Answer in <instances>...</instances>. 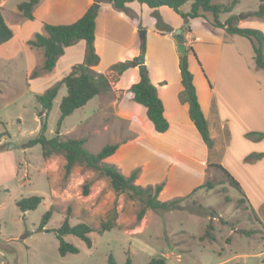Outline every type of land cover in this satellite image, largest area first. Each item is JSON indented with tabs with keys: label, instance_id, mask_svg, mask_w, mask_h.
<instances>
[{
	"label": "rangeland",
	"instance_id": "rangeland-1",
	"mask_svg": "<svg viewBox=\"0 0 264 264\" xmlns=\"http://www.w3.org/2000/svg\"><path fill=\"white\" fill-rule=\"evenodd\" d=\"M21 1L25 0H5L2 11L13 37L0 45V133L3 134L0 137V264H110V255L115 264H124L126 258L130 264H145L151 258H163L166 264H264V152L251 150H256L257 145L264 149V137L258 138V133H264V87L261 91L250 90L249 113L257 119L249 117L241 126L225 122L226 132H219L213 126L207 108L202 105L212 148H207L191 127L170 129L175 123L186 126L191 121L187 104L179 99L180 56L172 36L175 29L169 31V28L179 25L187 29L189 25L197 40L193 45L196 54H203L209 51L204 42L217 40L208 24L200 19L183 22L169 7L149 8L138 3L131 5L139 8V16L128 5V14L122 11L123 17H118V11L109 2L100 0L96 21L100 60L91 68L107 77L110 90L67 115L59 127V102L66 94L65 86L60 87L53 99L46 119L47 137L59 133L60 137L85 138L84 146L91 152L99 151L105 144L117 143L116 151L104 162L114 165L125 176L137 170V184H163L160 200L182 198L178 209H147L136 220L139 202L128 198L125 192L112 190L106 177L76 164L64 178V157L53 154L43 158L40 145L29 143L38 136L45 114L35 94L61 78L52 81L50 72L31 77L41 66L42 53L27 41L36 33L45 34L43 20L64 22L77 18L88 0H40V3L47 1L46 6L32 19L18 11L17 4ZM258 2L239 0L231 13L239 15L254 10ZM189 8L190 2L181 7L183 11ZM154 12L160 15V25L167 31L164 35L156 32L158 18ZM229 15L220 13L218 18L224 21ZM207 16L211 17L210 13ZM245 23L264 33V19L249 18ZM134 27L138 32L145 31L144 62L169 122L170 130L165 134L154 132L144 108L133 101L130 85L123 84L121 78V74H128L127 70L120 73L110 68L124 55ZM186 42L189 48L191 39ZM187 57L199 88L206 74L198 58L191 52ZM83 59L84 56L73 63L66 74ZM125 61H129V67L138 69L132 65L135 59ZM255 68L252 71L259 70ZM160 76L166 82H159ZM9 143L17 147L8 148ZM226 152L238 165L233 176L240 182L242 192L232 188L224 174L212 165L216 159L221 162ZM7 159L15 163V173L10 177V169L2 168ZM243 164H254L253 173L244 170ZM84 182L89 183L86 195L82 194ZM4 188L8 189L4 191ZM31 195L42 196L35 209L24 210L15 204L16 200ZM50 206L53 207L50 219L41 231H36L41 215ZM66 216L71 225L85 223L92 228L91 245L87 247L76 236L66 235L64 239L79 251L62 256L58 253L54 229ZM113 216L114 226L100 233V223ZM208 223L214 241L201 238ZM241 230L254 233L246 236Z\"/></svg>",
	"mask_w": 264,
	"mask_h": 264
},
{
	"label": "trees",
	"instance_id": "trees-1",
	"mask_svg": "<svg viewBox=\"0 0 264 264\" xmlns=\"http://www.w3.org/2000/svg\"><path fill=\"white\" fill-rule=\"evenodd\" d=\"M40 0H25L17 4V9L21 15L27 19H32V10ZM99 2L100 0H94ZM109 2L115 9L128 14L127 3L137 2L144 4L149 8H157L166 6L171 8L180 16L183 22L189 19L203 16L205 13H210L212 19L211 24L214 27L223 29L227 34L239 35L247 38L252 45L253 59L256 68L264 69V33L256 28L240 27L236 24L239 19H264V0H259L256 9L243 12L239 15L231 14L224 21L219 20L220 13H229L239 0H230L228 3H214L212 0H103ZM190 2V8L187 11L181 9L182 5ZM155 13V12H154ZM97 8L91 4L85 12L75 21L66 24H51L42 22L45 34L36 33L32 39L27 41L32 48L42 50V64L38 70L32 72L31 77L39 76L40 72H50L57 59L64 54V49L72 46L79 40L85 42V54L82 62L75 65L68 74L64 75L60 80L56 81L51 86L47 87L43 92L35 94V100L40 105L45 114L41 123L38 136L32 138L29 143L39 144L41 155L47 158L53 154H60L65 159L64 178H67L74 165H83L96 171L99 175L108 179L109 186L115 192H125L130 199H135L139 202V208L136 213V220H140L147 209L156 211H166L178 209L181 207L182 198H174L171 200H160L159 194L163 184L140 185L135 183L137 178V170H133L129 176L123 175L114 165L104 162L117 149L118 144H105L97 152L89 151L85 146V138L76 137H60L56 133L50 137L45 135L46 119L52 107L53 99L56 97L61 86H65L66 94H64L59 102V117L57 119V127L60 126L63 119L71 114L74 110L82 107L94 96L108 92L110 84L107 77L102 73H96L91 66L96 65L99 57L94 50V29L95 17ZM130 16V15H129ZM158 18L156 23V31L165 34L167 31L160 25V15L155 13ZM168 30V29H167ZM172 29L169 28V31ZM185 27L181 28V35L184 39ZM13 36L11 28L6 24L1 9H0V45L10 40ZM190 48H187V51ZM145 51V42L140 44V53ZM129 67V61H121L114 63L110 68L117 72H123ZM179 71L182 84V90L179 96L181 102L188 104V115L192 121L193 129L199 134L202 143L207 148H212L213 140L209 134L208 122L200 108L197 99L195 86L193 84V75L188 68L187 56L180 57ZM139 80L130 85L129 91L132 94L133 101L142 106L145 110L147 120L153 127L155 133H164L169 122L164 116V106L161 98L158 96L157 88L153 85L146 71H139ZM3 134L0 133V137ZM260 137H264V133H258ZM259 153L258 155H260ZM214 167L219 169L228 184L242 192L239 182L230 172L219 163H213ZM209 187L211 185L208 183ZM199 188V187H197ZM89 192V183L84 182L82 185V194L86 195ZM42 201V196L31 195L22 197L15 201V204L24 210L35 209ZM53 207L50 206L43 212L36 231H41L51 217ZM68 211V210H67ZM110 220L100 223L99 232L110 230L114 223ZM212 226L210 223L206 225L205 231L201 238L206 237L209 241H214L215 237L211 232ZM92 228L85 223H77L71 225L66 216L61 224L54 229L55 237L58 241V253L65 255L67 253H77L78 247L64 239L66 235H74L83 241L87 247L91 245L89 233ZM241 232L250 236L254 233L253 230H241ZM264 262V256L262 257ZM110 264H115L113 257H108ZM124 264H130V259L126 258ZM145 264H166L163 258H151Z\"/></svg>",
	"mask_w": 264,
	"mask_h": 264
},
{
	"label": "crops",
	"instance_id": "crops-1",
	"mask_svg": "<svg viewBox=\"0 0 264 264\" xmlns=\"http://www.w3.org/2000/svg\"><path fill=\"white\" fill-rule=\"evenodd\" d=\"M39 3H40V1L34 6V8L32 10L33 16L36 14L37 11L42 10L44 8V6H46L47 1H42L40 4ZM131 3H137V2H135V1L129 2V3H127V6L129 5L128 7L135 10L139 16V13H140L139 8L134 6V5H131ZM91 4H93L92 1L88 0L84 9L78 15L77 18H79L85 12V10L89 7V5H91ZM4 5H5V0H0L1 12L3 11ZM139 5L146 6L144 4H139ZM117 11H118V14H116V15L118 17H123L122 11H119V10H117ZM231 12H229L228 14L231 15L232 14ZM160 14L162 15V13H160ZM207 14L208 13H205L203 16H198V17L189 19L188 21L200 19L202 22L205 21L208 24L209 29H211L212 36L217 39V40H214V42H204V43H206L205 46L209 48V51H205V53H203V54H196V51H195L193 45L197 42V40L194 38V35H193L194 33H193V31L189 25H186L187 29H185V32H184L183 42H184L185 46H187L186 41L189 38L191 39L192 43L189 45L190 49H189V51H187L186 56L188 55L189 52H191L196 59L198 58L201 62V66L203 67V70L206 74L204 76L205 81H203L200 84V87L198 88L196 82L194 81L195 76L192 73L193 84L195 86L196 95H197L198 102L200 104V108L202 110V105H204L207 108L206 110H207L208 116H210L212 119L213 126H217L219 132L220 131L226 132V129H225L226 126L224 125L225 122L230 126L232 124H233V126H241V125H244L247 118H249V117L253 118V116H251V114L249 113V111H251L250 90H251V88H253L254 90L258 89L261 91V89L264 87V74H263L264 72H262V71H264V69L258 68L259 70L252 71V68H255L254 67L255 64L253 62L254 61V59H253L254 53L251 56V54L253 52L252 45H251V42L247 38L239 36V35H235V34L230 35V34H227L223 29L218 28V27H214L211 24L212 17L207 16ZM3 18H4V16H3ZM77 18L72 19L70 21H64V22H49L46 20H43L42 22H47V23H51V24H66V23H71V22L75 21ZM97 18H98V15L96 14L95 29H94V43H95V47H96L94 50H95L96 54L99 53L98 49H97V45H96V41H97V22L96 21H97ZM136 18H137V16H136ZM129 19L134 21V18L129 17ZM254 19H256V18H254ZM4 20H5V18H4ZM130 20H128V21L130 22ZM5 22H6V20H5ZM236 24L240 27H247L246 23H245V19H239L236 22ZM171 28H172V30L177 29V28L181 29L182 26H179V25L178 26H171ZM132 34H133V37H132L131 41L129 42V44L125 47L124 55L118 57L119 62L125 61V60L134 61V59L140 53V44L142 41H144V38L141 39L139 37V32L135 27L133 28ZM186 49H187V47H186ZM39 50L42 53V50L41 49H39ZM84 51H85L84 40H79L74 45L66 47L64 49V54L61 55L57 59L53 70L50 71V73H51L50 76H52L50 78L52 79V81H56V79H57L56 77H59V79L62 78L66 74V72L69 70V68L71 67V65L73 63L80 61V59L84 56ZM263 52H264V49H263ZM144 54L146 56L145 51H144ZM98 57H99V55H98ZM42 60H43V57H42ZM99 60H100V57H99ZM187 61H188V57H187ZM188 68H189V62H188ZM94 69H95V66H94ZM126 70L128 73L126 76L121 74L123 84L131 85L132 83L137 82L139 80V77H140L139 76V71H140L139 69H135V67L131 66V67L127 68ZM55 72L59 73V75L58 76L54 75V74H56ZM50 73H48V74H50ZM131 77H132V79H131ZM46 80H47V78H46ZM158 81L159 82H163V81L166 82V79L164 78V76H160L158 78ZM180 82H181V78H180ZM181 87H182V84H181ZM157 93H158V91H157ZM246 93H247V102H245ZM98 95H96V96H98ZM209 101H210V103H209ZM183 103H186V102H183ZM236 106H238V108H235ZM262 108L264 110V106ZM223 110L225 111V113ZM237 111L239 113L236 115L235 112H237ZM202 112L204 114L203 110H202ZM187 113H188V104H187ZM188 117H189V115H188ZM253 119L256 120L257 117L254 116ZM256 123H257V121H256ZM181 126L191 127L193 129L192 121L190 123H188V125H186V126H184L180 123H175L170 129H172L173 127L178 128ZM262 127H263L262 130L264 131V120H263ZM168 129H169V127H168ZM168 129L163 134L168 133L170 130V129L169 130ZM176 131L178 132L177 129H176ZM255 148H256V150L255 149H251V150L256 151V152H264L263 151L264 149H262L263 147H260V145L255 146ZM1 152L2 151H0V153ZM217 160L218 159H216L215 163L221 164L225 169H227L230 172V174H232V175L236 174V170L238 168L237 167L238 165L236 162L234 163V161H232V159L228 157L227 152H226L225 156H222L221 162L219 160L218 161ZM253 165L243 164V168L247 172L253 173V170H251L252 168H254ZM5 167L10 169V171H11L8 177L14 175L15 163H12L11 159H7L6 163H3L2 168H5ZM239 184H240V182H239ZM7 189L8 188H4L3 190L6 191ZM241 189H242V187H241Z\"/></svg>",
	"mask_w": 264,
	"mask_h": 264
},
{
	"label": "water",
	"instance_id": "water-1",
	"mask_svg": "<svg viewBox=\"0 0 264 264\" xmlns=\"http://www.w3.org/2000/svg\"><path fill=\"white\" fill-rule=\"evenodd\" d=\"M93 5L98 8L99 7V3L98 2H94ZM144 33L145 31L143 29L139 30V37L142 39L144 38ZM175 42H176V46H177V51L180 57H183L186 55V46L183 42V37L181 35V29L177 28L174 30L173 34H172ZM133 66H136L139 70L141 71H146V65L144 62V53H139L137 55V57L135 58V61L132 62ZM8 148H12V147H17V145L14 144H8L7 146Z\"/></svg>",
	"mask_w": 264,
	"mask_h": 264
},
{
	"label": "built area",
	"instance_id": "built-area-1",
	"mask_svg": "<svg viewBox=\"0 0 264 264\" xmlns=\"http://www.w3.org/2000/svg\"><path fill=\"white\" fill-rule=\"evenodd\" d=\"M0 255H2V253L0 252ZM3 263V262H2Z\"/></svg>",
	"mask_w": 264,
	"mask_h": 264
}]
</instances>
